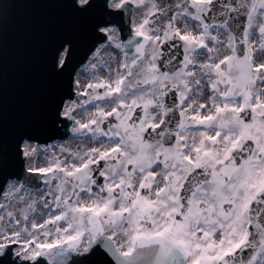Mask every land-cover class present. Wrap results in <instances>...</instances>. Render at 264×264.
<instances>
[{
	"label": "snow or ice",
	"instance_id": "obj_1",
	"mask_svg": "<svg viewBox=\"0 0 264 264\" xmlns=\"http://www.w3.org/2000/svg\"><path fill=\"white\" fill-rule=\"evenodd\" d=\"M67 2L86 22L50 53L68 87L12 146L45 156L24 171L47 191L0 184V264H264V0ZM69 121L96 146L52 151Z\"/></svg>",
	"mask_w": 264,
	"mask_h": 264
},
{
	"label": "water",
	"instance_id": "obj_2",
	"mask_svg": "<svg viewBox=\"0 0 264 264\" xmlns=\"http://www.w3.org/2000/svg\"><path fill=\"white\" fill-rule=\"evenodd\" d=\"M11 2L5 18L0 17V136L8 156V169L0 173V184L20 177L31 180L37 188L42 182L24 171L26 162L22 157L12 158V146L19 132L35 126L39 114L67 89L69 77L53 75L50 53L68 36L83 41L86 22L67 0ZM129 10L132 13V5ZM124 18V26L130 30L131 16L126 12ZM91 54L85 57L84 51L78 50L73 61L74 76L81 62L86 63ZM71 124L67 122V127L61 128L50 141L66 137ZM35 264L50 262L47 257H39Z\"/></svg>",
	"mask_w": 264,
	"mask_h": 264
},
{
	"label": "rangeland",
	"instance_id": "obj_3",
	"mask_svg": "<svg viewBox=\"0 0 264 264\" xmlns=\"http://www.w3.org/2000/svg\"><path fill=\"white\" fill-rule=\"evenodd\" d=\"M142 9H138L137 8V14H136V16H137V19H136V23H138L139 21H140V19H142ZM110 52H111V49H109L107 52H105V51H101V53H100V56L102 57V58H104V59H107L108 58V55L110 54ZM113 67H116V65L115 64H113L112 65ZM99 75L101 76V77H106V73L104 72V71H101L100 73H99ZM79 79H81V81H82V83H87L88 82V80L90 79V77H88V76H84V75H81L80 77H79ZM80 99H83V98H80ZM79 102V101H78ZM102 106H104V107H106V110H110V105H102ZM92 111H94V109L93 108H87L86 109V113L85 114H81V115H78V117H80L79 119H82V120H85V119H87V116L88 115H90L91 114V112ZM66 149H68V150H70L71 152H72V149L70 148V146H69V144L67 145V146H65V145H63ZM75 153H77V152H75ZM45 156L43 155V154H41L38 158H37V160L38 159H43L44 160V163H42V164H34L32 161V163H29V165L30 166H40V167H43V166H45L46 165V160H45V158H44ZM41 163V162H40ZM41 191H47V187L45 188V190H41ZM27 192L28 193H33V194H35V191H32V190H30V189H28L27 188ZM4 202H6V201H4ZM39 221V220H38Z\"/></svg>",
	"mask_w": 264,
	"mask_h": 264
},
{
	"label": "flooded vegetation",
	"instance_id": "obj_4",
	"mask_svg": "<svg viewBox=\"0 0 264 264\" xmlns=\"http://www.w3.org/2000/svg\"><path fill=\"white\" fill-rule=\"evenodd\" d=\"M49 144H54L55 145V148H53L52 151L56 152L57 155H61L60 152H59V148H60L61 145L67 146L69 144L70 148L72 149V153L82 152L87 147L96 146V145L92 144L90 141L81 140L79 138H76L73 134L69 135L67 137V139L57 140V141H54V142L49 143ZM63 155H67V153H65ZM69 159H71V157H69ZM33 163L34 164H37V163L38 164H42V163H44V160L43 159H38V160L36 159ZM97 179H98V181L102 180V178H99V177H97ZM45 188H46V186H44V188L42 190H45ZM38 222H42V221H38Z\"/></svg>",
	"mask_w": 264,
	"mask_h": 264
},
{
	"label": "bare ground",
	"instance_id": "obj_5",
	"mask_svg": "<svg viewBox=\"0 0 264 264\" xmlns=\"http://www.w3.org/2000/svg\"><path fill=\"white\" fill-rule=\"evenodd\" d=\"M136 14H137V8H135V11H134V13H133V20H135V21H136V19H137ZM91 56H92V55H91ZM91 56H90V58H91ZM79 77H80V76H79ZM79 77H78V78H79ZM77 118L79 119L80 117L77 116ZM29 163H32V162H31V161L26 162L27 167H31V166L29 165Z\"/></svg>",
	"mask_w": 264,
	"mask_h": 264
}]
</instances>
